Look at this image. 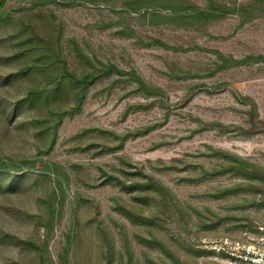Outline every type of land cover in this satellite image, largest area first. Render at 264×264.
Here are the masks:
<instances>
[{
    "label": "rangeland",
    "instance_id": "rangeland-1",
    "mask_svg": "<svg viewBox=\"0 0 264 264\" xmlns=\"http://www.w3.org/2000/svg\"><path fill=\"white\" fill-rule=\"evenodd\" d=\"M136 2L6 0L70 69L159 90L102 76L38 136L0 30V264H220L215 244L264 226V0Z\"/></svg>",
    "mask_w": 264,
    "mask_h": 264
},
{
    "label": "trees",
    "instance_id": "trees-1",
    "mask_svg": "<svg viewBox=\"0 0 264 264\" xmlns=\"http://www.w3.org/2000/svg\"><path fill=\"white\" fill-rule=\"evenodd\" d=\"M136 1L148 4L153 0ZM158 1L165 2V0ZM5 2L6 0H0V30L2 28L7 30L11 49L10 56L14 58L16 73L27 83L24 96L16 101V108L25 105L24 108L34 109L40 116L36 119L34 116L32 118L33 124L39 128L38 136H46L51 132V134L53 133L51 140L54 141L56 127L62 122L63 117L73 113L82 105L90 86L102 76L109 77L114 72L128 74L141 89L145 90L147 95H154L158 92L159 89L148 85L135 71H122L114 64L102 67L93 66L92 69L88 68L81 72L70 69L67 58L60 49L59 38L52 39L48 38L46 34H41L35 29L36 26L31 20L26 22L22 17L12 18L4 8ZM137 6L139 7V5ZM204 14V12L197 13L201 16ZM15 22H18L19 25L15 26ZM253 58L255 57L247 56L244 59H230L234 64H238ZM69 91L73 93V103L68 108L58 107L60 109H55L51 107L52 105L58 106L66 94L63 92ZM232 156L233 162L230 168L237 170L246 178L250 176L255 166L251 163L247 164V161L238 155ZM7 171L5 164L0 163V173ZM156 184L153 183V186L158 188V184Z\"/></svg>",
    "mask_w": 264,
    "mask_h": 264
},
{
    "label": "built area",
    "instance_id": "built-area-1",
    "mask_svg": "<svg viewBox=\"0 0 264 264\" xmlns=\"http://www.w3.org/2000/svg\"><path fill=\"white\" fill-rule=\"evenodd\" d=\"M212 249L220 264H264V226L215 244Z\"/></svg>",
    "mask_w": 264,
    "mask_h": 264
}]
</instances>
